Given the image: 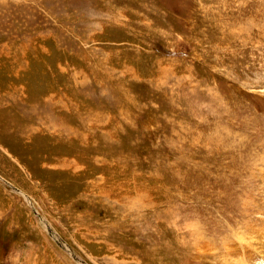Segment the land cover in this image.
Segmentation results:
<instances>
[{"label":"rangeland","instance_id":"obj_1","mask_svg":"<svg viewBox=\"0 0 264 264\" xmlns=\"http://www.w3.org/2000/svg\"><path fill=\"white\" fill-rule=\"evenodd\" d=\"M182 252L264 264V0H0V264Z\"/></svg>","mask_w":264,"mask_h":264},{"label":"bare ground","instance_id":"obj_2","mask_svg":"<svg viewBox=\"0 0 264 264\" xmlns=\"http://www.w3.org/2000/svg\"><path fill=\"white\" fill-rule=\"evenodd\" d=\"M58 122H60V123H62V121H60V120H58L56 123H54V125L53 124H51L50 122V124L49 125H51L50 127H55L56 128V126H58V127H60L61 129H63V130H67V129H71L72 131L70 132V135L71 134H74V135H76V131L75 130H73L72 128H67V127H65L64 125H62V124H58ZM113 135V134H112ZM74 137V136H73ZM72 137V138H73ZM76 137V136H75ZM74 137V138H75ZM79 138V137H78ZM81 142V141H80ZM45 165L47 166V167H52V168H55V169H57L58 167L59 168H61V169H63V170H66V169H69V168H71V165H70V163L68 162V160L66 159V160H56L54 163H45ZM75 169H77V168H75ZM76 177L78 176V175H76V174H74ZM172 251V253L173 254H175L176 253V251H173V250H171ZM162 252H164V250H161V254H165V253H162ZM171 253V254H172ZM202 253V252H201ZM202 255V254H201ZM204 255V254H203ZM164 256V255H163ZM198 256H199V254H198ZM208 257V256H207ZM207 257H206V259H207ZM151 259H155V260H161L162 261V256L160 257V255L158 256V259L156 258V255L154 254V253H151L150 254V256H149V260H151ZM152 260V261H153ZM166 260V258L164 257V260H163V262ZM210 260V259H209ZM203 262H205L206 260H202ZM208 261V260H207ZM157 263H159V262H157ZM177 263L178 264H202V263H200V262H196L195 261V259H194V255L192 254V253H184V252H182V253H178L177 254ZM205 263H207V262H205Z\"/></svg>","mask_w":264,"mask_h":264}]
</instances>
